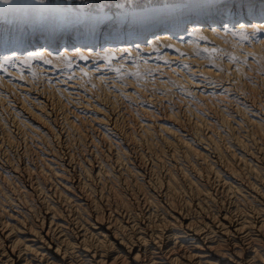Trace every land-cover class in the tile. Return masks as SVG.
Instances as JSON below:
<instances>
[{
    "label": "bare ground",
    "instance_id": "obj_1",
    "mask_svg": "<svg viewBox=\"0 0 264 264\" xmlns=\"http://www.w3.org/2000/svg\"><path fill=\"white\" fill-rule=\"evenodd\" d=\"M84 1L76 21L0 41V60L34 57L0 70L16 130L0 117V264H264V0H227V14L212 0ZM152 84L181 104L157 96L164 112L142 106L124 136L96 90L132 100ZM43 91L72 113L58 122Z\"/></svg>",
    "mask_w": 264,
    "mask_h": 264
},
{
    "label": "rangeland",
    "instance_id": "obj_2",
    "mask_svg": "<svg viewBox=\"0 0 264 264\" xmlns=\"http://www.w3.org/2000/svg\"><path fill=\"white\" fill-rule=\"evenodd\" d=\"M85 2L86 1H84V0H43V3H39L38 2V0H13V3L12 4H3V3H0V23H4L6 26H10V27H15V30H13V31H11V33H7V34H5V33H2L1 32V34H0V41H6V40H9L11 43H14V42H16L17 40H19V37H20V39H23V33H24V30L25 29H27L28 27H31V26H33L34 24H36V23H38V24H40V25H54V26H56V25H58L59 24V22L61 21V19H62V21H64V22H60V24L61 23H69V22H73V20L74 21H76L78 18H80V17H82V15H84V14H86V13H88L89 11H90V13H91V9L89 10L88 8H89V6L90 5H84L85 4ZM81 3V4H80ZM78 5H79V7H78ZM80 5H84V7H82V6H80ZM86 6V7H85ZM94 6V5H93ZM91 8H93L92 7V5L90 6ZM48 8V9H47ZM52 10H51V9ZM82 8V10H79V9H81ZM56 9V10H55ZM65 9V10H64ZM86 9V10H85ZM44 10V11H43ZM71 10V11H70ZM89 10V11H88ZM49 11V12H48ZM66 14V15H65ZM81 14V15H80ZM79 15V16H78ZM63 16V17H62ZM66 20V21H65ZM46 23V24H45ZM3 28L4 27H2V30H3ZM24 29V30H23ZM23 30V31H22ZM22 31V32H21ZM3 32H5L4 30H3ZM26 33H28V32H26ZM4 41V42H5ZM30 66H31V64H27V65H25L24 67H25V70L26 69H30ZM24 67H23V69H24ZM28 67V68H27ZM254 80H255V78H254ZM256 81V80H255ZM155 86V85H154ZM262 86V85H261ZM151 87L153 88H150V87H147L146 88V90H148V91H146L145 93H146V95H147V98H140V99H132V100H130V99H123V98H121L120 96H116V98L118 99H116L113 95H114V93H117V92H114V93H112L111 95H108L109 97H107L106 95H104L105 93L103 92H101V90H96L97 92H99L100 91V93H99V96L102 98V96H105L107 99H109V101L111 100V101H116L117 102V104H115V108H112V102L110 103V102H108V103H110V107H111V110H112V112L114 113V116L115 117H118V118H120V119H118L119 120V124H121V125H124L123 127L121 126V128H123V129H121V130H123V131H125L123 134H124V136H127V131H129V130H131V127L133 126V128H134V130L136 129V131L135 132H138V127L137 126H135V125H137L138 123H131L130 124V122H131V120H132V122H136V119H138V117L141 115V112H140V110H141V108H142V106H148V105H150V106H152V104H150V102L151 101H154V103H153V107L151 108V109H156V111H158V112H161V113H163L164 112V106L165 105H161L160 103V101H159V97H157V96H161V98H163L164 100H167V101H164L165 103H166V105L167 106H173V107H175L176 108V106L178 105V103L179 104H181V102H182V97L181 96H183V94L182 93H180L179 92V90H177V89H174V90H172V91H170L168 94H166V92L165 91H163V90H161V89H159L158 90V88H155V87H157V86H155V87H153V84L151 85ZM148 88H150V89H148ZM262 88V90L259 88V90H261L260 91V95H261V98L263 99L264 98V86H262L261 87ZM154 89H156V90H154ZM152 90V91H151ZM161 90V91H160ZM97 92H92V95H94V97H97L98 95V93ZM158 92H160V93H158ZM262 92V93H261ZM7 96L6 97H4V102H6V103H8V102H11L12 100H14V98L10 95V94H8V93H5ZM48 94V95H47ZM101 94V95H100ZM50 95V93L49 92H47L46 91V93L43 91V94L40 96V97H45L46 98V96H47V98H50L51 99V106H50V110L51 111H53V113H55V115L58 117V119H57V121L58 122H61V119H62V114L63 113H69V114H71L72 113V111L73 110H71V109H73V107L70 105V103L69 104H62V103H64V102H58L57 101V104H55L56 102V98H51L52 96H49ZM52 95V94H51ZM154 95V96H153ZM172 95V96H171ZM49 96V97H48ZM163 96V97H162ZM119 97V98H118ZM166 97V98H165ZM176 97V98H175ZM180 97V98H179ZM184 97V96H183ZM7 98V99H6ZM149 98H151V99H149ZM178 98H179V100H178ZM260 98V101H262L260 104H261V108L263 109L264 108V99L262 100ZM53 99V100H52ZM114 99V100H113ZM180 99H181V101H180ZM6 100V101H5ZM8 100H10V101H8ZM126 100V101H125ZM137 100H139V101H137ZM142 100V101H141ZM155 100H157V101H155ZM169 100V101H168ZM172 100V101H171ZM177 100V101H176ZM55 103H54V102ZM175 101V102H174ZM1 102V101H0ZM4 102H1L0 103V117L1 118H3V120H6V122L8 123V125H9V127L11 128V130H15V128L12 126V124H11V121H12V116H13V114H12V112L10 111L11 109H9L8 107H7V104L6 103H4ZM123 102V103H122ZM132 104H131V103ZM170 104H169V103ZM172 102H174V104L172 103ZM12 103V102H11ZM54 103V104H53ZM59 103V104H58ZM120 103V104H119ZM122 103V104H121ZM125 103V104H124ZM130 103V104H129ZM137 103V104H136ZM177 103V104H176ZM156 104V105H155ZM160 104V105H159ZM55 105V106H54ZM62 105H64V106H62ZM68 105H70V106H68ZM124 105V106H123ZM3 106V107H2ZM53 106V107H52ZM67 106H68V111H66L67 110ZM122 106V107H121ZM155 106V107H154ZM159 106V107H158ZM263 106V107H262ZM6 109H5V108ZM71 107V108H70ZM109 107V108H110ZM128 107V108H127ZM130 107V108H129ZM158 107V108H157ZM1 108H3L2 110H1ZM8 108V109H7ZM109 108H107V109H109ZM121 108V109H120ZM58 109V110H57ZM115 109V110H114ZM130 110V111H128V110ZM138 109V110H137ZM63 110V111H62ZM71 110V112H69ZM264 110V109H263ZM2 111V112H1ZM62 111V112H61ZM123 111V112H122ZM126 111H128V112H130L129 114L130 115H132V116H130L129 114H128V112H126ZM134 112V113H133ZM264 112V111H263ZM7 113V114H6ZM57 113H59V114H57ZM61 113V114H60ZM124 113V114H123ZM137 114V115H133V114ZM182 113V114H181ZM120 114H122V115H120ZM10 115H11V117H10ZM180 115H183V112L181 111L180 112ZM5 116V117H4ZM60 116V117H59ZM135 116V117H134ZM142 116V115H141ZM125 117L128 119V120H126L125 119ZM134 117V118H133ZM137 117V118H136ZM181 119H182V121H183V123L185 124L186 123V125H187V122L188 121H191L190 119H189V117H186V116H181ZM189 119V120H188ZM216 120V118H213V121L214 122H217V120ZM131 125H129L128 123ZM11 125V126H10ZM126 125V126H125ZM130 126V128H129V126ZM128 126V127H127ZM204 129V128H203ZM127 130V131H126ZM16 131V130H15ZM205 131V130H204ZM132 132V131H131ZM97 134V135H96ZM1 132H0V141H1ZM95 136H97V139H99V144H102L103 142L101 141V139L100 138H98V137H100V134L99 133H95ZM74 138H75V135L73 136ZM4 136L2 135V142H0L1 144L0 145H2V146H0V161H1V159L4 157V149H3V146L5 147L6 145H7V140L4 138ZM20 137H16L15 138V141H14V143L16 142H18L17 144L15 143L14 144V146L16 147L17 146V148H21L23 145H24V141H23V139L22 138H20ZM73 138V140H75V142H76V138H78L77 136H76V138L74 139ZM249 138H250V136H249ZM55 138H53V140H54ZM14 140V139H13ZM5 141V142H4ZM56 141L54 140V144H55V148H57V150H58V152L61 154V156H64V157H66L69 153H68V150L66 149V148H64L65 146H63V144H61V143H58V142H56ZM4 143H6L5 145H4ZM129 144V145H128ZM253 144V149L254 150H256V151H258L259 150V148L258 147H261V146H259V145H257L256 143H252ZM59 145V146H58ZM105 145V144H104ZM127 145L130 147V148H133L134 150H135V153H132V155H131V157L133 158V159H138V157H139V155H138V152H140L139 150L141 149V146L140 145H138V144H135L136 146H137V148L135 147V146H133V144H130V142L129 143H127ZM256 145V146H255ZM19 146V147H18ZM140 146V147H139ZM258 146V147H257ZM14 147V148H15ZM138 147L140 148V149H138ZM257 147V148H256ZM14 148H13V150H12V157H13V161L14 162H20V156H18L17 155V153H16V155H15V152H14ZM107 148V147H106ZM136 148V149H135ZM64 149V150H63ZM66 151V152H65ZM137 151V152H136ZM65 152V153H64ZM67 153V154H66ZM2 154H3V156H2ZM1 156H2V158H1ZM146 157V158H145ZM144 157V166H145V168L147 167H150L149 165L151 164V159L152 158H150V160H149V157L148 156H145ZM4 159V158H3ZM147 160V163H146V160ZM149 160V161H148ZM150 163V164H149ZM147 164V165H146ZM160 171H162L163 172V169H160L159 170V172ZM158 172V173H159ZM162 172H160L159 174H161Z\"/></svg>",
    "mask_w": 264,
    "mask_h": 264
},
{
    "label": "snow or ice",
    "instance_id": "obj_3",
    "mask_svg": "<svg viewBox=\"0 0 264 264\" xmlns=\"http://www.w3.org/2000/svg\"><path fill=\"white\" fill-rule=\"evenodd\" d=\"M39 3H43V0H38ZM0 3L3 4H12L13 0H0ZM210 9H215L217 11H223V13L227 14L229 11L234 10L233 9H229L227 6V0H212V2L210 4L207 5ZM236 23H239L238 21H236ZM224 26V21H221V27ZM240 33H243V26H241L240 28ZM234 35L236 33H233ZM114 53H105L104 58L110 60L111 58L114 57ZM83 58V57H82ZM32 59H34V57L32 56H28L24 59H20L19 57L16 56H4L2 60H0V70L6 71V66L9 64H12L13 66H15L14 62L16 60H19V62L21 64H28L29 61H31Z\"/></svg>",
    "mask_w": 264,
    "mask_h": 264
}]
</instances>
